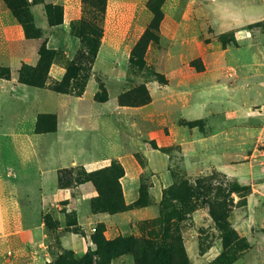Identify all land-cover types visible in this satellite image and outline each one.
Instances as JSON below:
<instances>
[{"label":"rangeland","instance_id":"374dc122","mask_svg":"<svg viewBox=\"0 0 264 264\" xmlns=\"http://www.w3.org/2000/svg\"><path fill=\"white\" fill-rule=\"evenodd\" d=\"M149 1H107L97 57L102 48L111 47L118 53L110 59V68L106 72L104 66L103 71L95 67L97 57L95 61L90 58L80 60L75 69L69 71L77 53L80 50L87 52V48L81 49V40H95L86 28L89 22L84 21L82 0H76L69 15V34L79 41V50L72 59L67 57L64 49L58 50L43 88L19 83L20 69L38 62V49L42 46L39 39L43 34L39 39H27L13 46L12 55L0 58V65L5 66H0V74L10 78L4 80L6 90L0 91V179L4 181L10 201L9 213L16 219L22 216L21 223L32 229L33 239L31 244L25 245L10 242V249L2 256L0 254V264H34L35 258H39L42 264H100L99 244L93 239L99 227H104V237L108 241H137L140 245L138 257L122 250L112 260L107 258V264H264V200L250 208L247 203L244 205L245 201L233 195L235 206L226 215V224L216 221L212 212L217 208L219 181L213 180L209 185L208 179H213L212 176L220 172L197 173L195 152L197 146L202 147L209 157H214V152H227L229 147L236 151L237 134L246 128L256 131L264 124V0H165L159 28L149 33L154 42L144 53V64L138 66L131 59V54L154 19L148 8ZM0 4L15 19L4 0H0ZM53 5L63 7V16L57 12L55 18L61 20L63 17L64 23V0ZM40 10L42 6L34 9L39 25ZM15 22L18 23L16 19ZM47 28L44 25V29ZM75 35L82 36V39ZM236 36L239 38L238 47ZM50 47H58L55 39L51 40ZM124 52L128 53L127 58L123 57L126 55ZM124 61L126 68L122 71L120 64ZM201 66L206 70L198 74L197 87L186 103L187 98L182 93L189 92L192 82L180 83V73L186 75L192 72L190 69L198 72ZM230 67H235L239 74L233 72V79L224 78ZM231 72L229 70V74ZM235 75L238 76L237 81L232 83ZM165 85L168 86L164 88ZM16 87L29 90L30 98L23 100L12 96ZM140 87H145L150 94L155 113L150 116L147 110H120L117 122L112 119L117 130L112 128L108 117L119 106L120 95ZM84 94L83 98L77 99ZM96 98L108 101L101 104L96 102ZM103 115L105 119H102ZM69 117H74L76 125L85 130L83 134H77L75 138L58 137L52 134L55 132L36 131L38 124L46 130L54 126V121L57 130H64ZM183 119L204 120V135L210 138L198 145H188L194 136L188 128L180 126ZM156 129L172 130L175 143H186L185 150L179 145L163 147L168 149L167 154L173 155L171 172L174 185L167 190L162 204L155 205L148 193L153 174L148 170L147 161L143 162L140 176L144 189L142 204L143 208L155 205L156 214L154 210L149 214H117L110 218L122 224L106 226L99 223L85 233L80 223L85 225L87 218L94 220L88 198L83 199L80 207V223L77 216L64 207L52 209L48 206L44 210V199H54L50 196V182L56 178L58 182L60 170L52 173L53 169L61 168L63 158L73 152L81 158L86 156V151H79L76 145L71 150L69 142L77 139L85 147L89 141H95L110 150L119 149L121 143L123 153L133 158L136 154L145 155L144 151L150 148L148 140L164 143L161 140L163 136L150 135ZM226 130V134H235L233 142H227ZM87 132L94 133L96 139H84ZM197 132L198 128L194 134L196 137ZM214 133L220 134L213 136ZM65 150H69L68 153ZM63 152L66 153L63 155ZM112 161L103 166H89V169H103ZM243 164L246 169L247 164ZM71 168L76 169L80 178L92 172L85 167ZM127 168L131 171L130 164ZM244 172L241 174L246 177ZM9 173H14V176L21 174L25 180L14 179ZM227 181L251 187L248 178L238 182L227 177ZM226 185L221 184L224 196L229 190ZM80 186L73 182L60 194L69 192L73 195V190ZM219 201L223 202L222 199ZM41 216L46 235V244L42 247L39 246ZM130 218L133 220L127 222ZM104 221L110 223L107 219ZM72 235L84 237L89 244L87 250L76 252L64 246L62 239ZM41 257H48V260L43 262Z\"/></svg>","mask_w":264,"mask_h":264},{"label":"crops","instance_id":"0c3cea01","mask_svg":"<svg viewBox=\"0 0 264 264\" xmlns=\"http://www.w3.org/2000/svg\"><path fill=\"white\" fill-rule=\"evenodd\" d=\"M46 3L49 4H57L59 0H45ZM76 4V0H64V7H65V19L64 23L60 26L56 27H51L49 25L47 15H46V10L44 5H34L31 7V12L34 17V22L36 27L41 31L43 34V37L39 39L40 45L43 44L44 42L47 43V46L50 49L53 50H61L64 49L66 51L67 57L69 59H72L76 53L79 50L80 44L79 41L71 36L69 34V28H70V20H69V15L71 12L72 7H74ZM42 6V10L39 12V20L41 25L38 24L37 19L34 14V9L35 7ZM44 25H46L48 28L45 30ZM237 37V36H236ZM55 39L58 47L57 48H51L50 43L51 40ZM238 37H237V46L238 44ZM27 41L24 31L22 27L15 22V19L13 16L10 14L9 11L5 10L4 6L0 4V58H8L10 55H12L13 52V46H16L18 44H21L23 42ZM39 52V49H38ZM118 51L114 48H102L98 54L95 67L100 70L103 69L106 72V69L108 67L110 68L111 60L117 55ZM124 54H126L124 52ZM128 54V53H127ZM127 54L124 55V58H127ZM26 60V59H25ZM109 60V61H108ZM126 60V59H125ZM21 64V62H20ZM104 64V65H103ZM126 62H122L120 64V69L122 71L125 70L126 68ZM2 67H5L4 65H0ZM190 69V68H189ZM206 70V69H205ZM204 70V71H205ZM229 70L232 72L229 74ZM190 71L186 75H182L180 73L179 77V82L182 83L186 80H189V82H192V86L194 88H189V92L187 93H182V96H185V101L186 103L189 101L188 97H190L194 91L195 87H197V76L199 73L202 72H195L190 69ZM203 71V72H204ZM226 74L224 73L223 77L227 79H233V72H237L235 67H230L229 69L226 70ZM238 73V72H237ZM239 74V73H238ZM237 74V75H238ZM237 75H235L234 81L232 83H236L237 81ZM0 91H5V82L4 80L0 79ZM17 80H14L13 82H16ZM195 81L196 84L193 82ZM168 86L165 85L163 86L164 88ZM232 86V85H231ZM161 87V86H160ZM12 96H14L17 99H23V100H28L31 96L29 90L26 88H14L12 92ZM86 94V92H85ZM85 94L82 97H79L77 99H81L85 96ZM92 99V96H91ZM93 100V99H92ZM189 103V102H188ZM104 104V103H101ZM256 108V107H254ZM264 108V106H263ZM128 109H134V110H140V111H148V115H153L155 113V110L152 108V102L149 105H145L140 108H128V107H120L118 106L117 109L113 113H110L108 119L111 122V127L115 128L117 130V120H118V115L120 110H128ZM151 109V110H150ZM150 110V112H149ZM106 116L103 115L102 119H105ZM98 119H101L99 117ZM114 119L115 121H113ZM68 123L66 122L65 124V129L61 130L58 128V130L55 133L58 137H71L75 136L77 134H83L84 129L77 126L75 123L74 117H69L68 118ZM104 121V120H103ZM196 121H201L202 125H199L194 128H189L185 125L184 123L188 122H196ZM205 121L204 120H192V121H186V120H181L180 126L188 128L190 130V134L194 136L193 140L188 142V145H194V144H200L205 141H207L210 137H207L206 132L204 130L205 128ZM198 128L197 132V137L194 135L196 130ZM222 133V132H221ZM227 133V130L225 134ZM220 133H214L213 136H217ZM152 136H159L161 140L164 143L158 144L156 140H148V146L150 148L146 149L144 151V157L147 161V167L149 172H151L153 175L152 177V186L150 188V195L153 199V202L155 205L159 204L162 200L163 197V192L165 189L170 187L173 184V177H172V172H171V158L173 155L163 153L159 150L153 149L149 142L150 141H155L159 147H169V146H175L179 145L185 150L186 143L184 141L175 143V133L172 130L169 129H156L150 133ZM237 145L238 148L236 151H232L231 148L229 147L227 149V152L223 151L220 153H213L214 157H209L207 153L202 149V147L197 146V173H203L207 171H217L225 176H227L229 179L236 180L238 182H243L245 178L249 179V182L251 184V189L252 193L250 196L247 198V204L250 208L254 206L256 203L261 202L264 200V124L260 126V129H256V131H253V128H246L245 131L242 133L237 134ZM86 137L91 140L90 138L96 137L94 133L92 132H87L86 136H84V139ZM235 137V134H226L227 142H233V138ZM75 138V137H74ZM96 139V138H95ZM64 143L66 141H63ZM174 142V143H173ZM69 145V146H68ZM68 147L71 148V150L74 148L73 145H76L79 149V151L82 152L86 151L85 154L86 156L81 158L76 155L75 152L72 154H68V157L64 160V165L60 166L61 168H56L53 169L52 173H56L57 171L64 169V168H71V167H85L90 171H93L89 169V166L92 165H100L103 166L105 163L111 160H118L122 164V166L125 169V176L121 179V185L123 188V194L125 198V203L127 205H132L135 202H137L140 198V189H141V180L140 176L143 173L142 168L139 166L137 160L135 157H131L127 154L123 153L122 146L120 143V147L117 150H110L111 148L103 147V144H97L95 141L93 143L88 142L87 145L82 144L80 140H77L72 143H68ZM99 145V146H98ZM67 147V148H68ZM81 149V150H80ZM68 151L69 150H65ZM78 151V152H79ZM96 151H99L98 154H96ZM229 151V152H228ZM194 152V153H195ZM66 153V152H65ZM63 152V155L65 154ZM71 153V152H70ZM142 155V154H141ZM193 159L195 158L194 155L192 157ZM246 163L247 165L245 166L246 169L244 168V164ZM127 164H130L131 166V171L127 168ZM242 167L245 169H242ZM243 171L246 172V177L244 174H241ZM244 172V173H245ZM9 176L13 177L14 179H24L25 176H22L21 174L14 176V173H9ZM258 179V181H257ZM261 179V181H259ZM54 180H51L50 182V196H52L54 199L48 201L45 200V211L48 208H59L62 209L63 207L67 209V212H71L75 214L78 218V221L80 223V207L82 205V201L84 198L89 199V207H90V202L93 198L97 196V193L95 192V189L91 183H86L84 185H81L80 187L76 188L73 190V195H71L69 192L67 194H60V190L58 187V182L57 178ZM4 181L3 179H0V254L1 256L3 255L4 251H8L10 249V242L12 244H31L33 242L32 239V229L24 226L21 223L22 216H19L14 218L12 214H10V201L9 198L7 197L4 189ZM68 195V196H67ZM63 204H66L65 206ZM152 205L150 207H144V208H138V209H133L130 211H127L125 213L121 214H149L150 211H155L154 214H156V206ZM43 210V211H44ZM90 212L94 217V220L92 221L90 218H87L86 221L87 223L85 225H81V229L85 233H89L93 226H96L99 223H104L106 226H109L110 224H113L114 226L120 225L123 222H116L114 220H111L115 215H105V214H98L94 215L91 211ZM64 215V214H63ZM43 216V214H42ZM42 216H41V221L39 225V229L42 232V238L40 240L39 246L42 247L44 246L46 235H45V228H44V223H42ZM60 216V214L58 215ZM56 219V218H55ZM108 220L110 223H106L104 220ZM111 220V221H110ZM133 219H127V222H131ZM117 231H119L117 229ZM63 245L66 247H71L73 250L76 252L82 251V250H87L89 244L87 240L79 235H72L71 237H64L62 239ZM23 246L21 247V249ZM38 249V247H37ZM42 261L48 260V257L43 258L41 257ZM1 260V259H0ZM34 264H42V262H39V258H35Z\"/></svg>","mask_w":264,"mask_h":264},{"label":"trees","instance_id":"16d2710c","mask_svg":"<svg viewBox=\"0 0 264 264\" xmlns=\"http://www.w3.org/2000/svg\"><path fill=\"white\" fill-rule=\"evenodd\" d=\"M83 1V14L85 17V22L88 21L86 28L88 32L95 40L82 42L81 49L87 48V52L81 51L77 53V56L71 61L69 71L75 69L77 63L85 58H90L95 61L98 52V41L102 38V28L101 23L104 20V16L107 10L108 0H82ZM165 0H150L148 3L149 10L153 13L154 19L149 25L146 33L139 40L137 45L132 51L131 59L137 63L138 66L144 64V53L151 42H154L152 36H150L151 30H158L161 14V7ZM4 2L13 11V15L22 27L25 37L28 40L39 39L42 36L41 31L36 27L34 22V17L31 12V7L34 5H44L46 10L47 19L51 27L60 26L63 24V17L61 20L55 18V13L60 12L63 16V7L55 6L53 4L46 3L45 0H4ZM256 25V24H255ZM73 27V26H72ZM74 32V28H72ZM82 39V36L75 35ZM59 54L58 50H53L48 48L47 43L44 42L38 52V62L36 65H24L19 71V83L35 88H43L47 82V77L53 60ZM205 70L204 66L197 69L198 72H203ZM0 79L10 80L6 75L0 74ZM57 93H62L57 91ZM108 99L96 98L98 103H106ZM152 101L150 94L145 87H140L137 90L120 95L118 98V104L121 107H142L150 104ZM50 116V115H49ZM56 121H54V126L50 129L42 130L37 125L36 131L38 133H52L57 131ZM184 125V124H183ZM202 125L201 121L188 122L186 126L190 128ZM153 149L159 150L163 153H168V149L159 147L155 141L149 142ZM135 158L141 168H144V161L146 160L144 155L136 154ZM218 173V172H217ZM68 174V175H66ZM125 176V169L120 162L117 160L112 161L110 166L103 169H99L92 172L85 173L82 178L76 174V169L65 168L58 172V186L60 190H65L71 187L73 182L76 184L84 185L86 183H91L97 193V196L93 198L90 202V208L94 215L105 214V215H117L125 213L127 211L143 208L142 204L144 199V189L141 183L140 198L137 202L132 205H127L125 203V198L123 194V188L121 185V179ZM213 179H208L209 185L213 184V180H218V186L216 189V201L217 208L213 209L212 216L216 221L226 224L227 214L230 213L231 208L235 205L233 195H236L240 201H245L244 205L247 203L248 196L251 195L252 189L250 186H240L234 182H228L227 177L218 173L212 176ZM202 183V182H199ZM227 184L229 187L227 196H224L223 190L221 189V184ZM164 190L162 200L159 204L164 203L167 190ZM199 184H197V187ZM150 194V192L148 191ZM220 199L223 202L219 201ZM104 227H99L96 233L93 235V239L99 244L98 250L101 256L100 264H107V258L113 259L116 255L120 254L122 250H127L135 254L138 257L140 254V245L137 241L128 240H114L108 241L104 237ZM103 261V262H102Z\"/></svg>","mask_w":264,"mask_h":264}]
</instances>
